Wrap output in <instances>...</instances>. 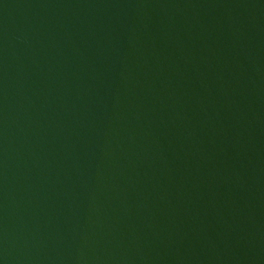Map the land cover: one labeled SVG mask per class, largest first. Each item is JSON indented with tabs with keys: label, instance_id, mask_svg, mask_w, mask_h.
Masks as SVG:
<instances>
[{
	"label": "water",
	"instance_id": "obj_1",
	"mask_svg": "<svg viewBox=\"0 0 264 264\" xmlns=\"http://www.w3.org/2000/svg\"><path fill=\"white\" fill-rule=\"evenodd\" d=\"M0 264H264V0H0Z\"/></svg>",
	"mask_w": 264,
	"mask_h": 264
}]
</instances>
